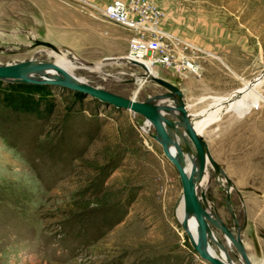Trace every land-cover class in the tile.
Returning <instances> with one entry per match:
<instances>
[{
    "label": "rangeland",
    "instance_id": "obj_1",
    "mask_svg": "<svg viewBox=\"0 0 264 264\" xmlns=\"http://www.w3.org/2000/svg\"><path fill=\"white\" fill-rule=\"evenodd\" d=\"M24 1L0 0V65L28 59L57 63L61 53L78 60L72 68L77 77L103 90L137 101L170 92L151 80L138 85L140 68L121 59L132 32L101 17L112 0L101 7L90 0L86 6L58 2L64 7L61 27L53 11L38 24L34 14L43 15ZM149 1L161 12L158 31L198 50V74L153 67L157 77L175 80L178 88L177 80L193 75L202 92L183 94L187 113L201 114L246 92L238 106L199 129L219 165L208 162L199 194L236 236V224L241 229L245 223L243 197L264 194V77L251 86L264 71V0ZM83 61L100 63V70ZM13 83L0 80V264H211L178 220L179 173L151 137L153 127L150 133L142 129L141 115L90 96L80 103L74 92L52 88L54 110L42 123L29 110L10 106L30 107L31 99L40 98L11 88ZM212 230L211 247L219 252L220 240L236 264H245L222 229L212 225Z\"/></svg>",
    "mask_w": 264,
    "mask_h": 264
},
{
    "label": "water",
    "instance_id": "obj_2",
    "mask_svg": "<svg viewBox=\"0 0 264 264\" xmlns=\"http://www.w3.org/2000/svg\"><path fill=\"white\" fill-rule=\"evenodd\" d=\"M36 43L55 50L54 46L49 42L37 40ZM131 64H135L142 68L144 73L141 75L147 74V68L142 63L132 61ZM48 71H54L56 74L53 76H44L43 78L35 76ZM0 80L14 83L44 84L67 92H77L81 94L82 97L90 96L99 104L105 106L111 105L117 109L128 110L148 120L154 129V133L151 134V137L161 146L163 154H165L167 159L175 166L179 173L183 186L185 210L187 213L192 212L197 219V239L195 240L190 236L196 252L211 264H236L229 255L227 261H225L210 250L209 246L214 238V234L212 233L213 225L222 229L227 236L229 247H231L232 244L236 247L245 264H254L247 254L241 239V229L238 224H236L237 233L235 236L233 231H231L217 215L209 211L204 193L201 192L199 194L198 183L204 176L208 162L218 169L219 167L210 154L208 144L199 132L189 123L187 109L182 102L183 92L176 85L165 79L152 76L150 78L151 81L169 89L170 92L153 96L160 99L159 104L152 102L150 100L151 97L143 101H137L95 87L88 84L86 81L79 80L55 62L35 59L0 65ZM176 96L180 101L179 104L175 103L176 105H173L168 103L170 99L175 101ZM169 114H173L176 120L170 119L167 116ZM180 128L184 129V132H181ZM187 137L190 138L196 148L197 161L191 156V147ZM189 165L190 170H188ZM226 179L230 182L227 176ZM229 194L230 193H228V196ZM232 214L236 217L233 211ZM218 243L221 248L227 251V248L220 240Z\"/></svg>",
    "mask_w": 264,
    "mask_h": 264
},
{
    "label": "built area",
    "instance_id": "obj_3",
    "mask_svg": "<svg viewBox=\"0 0 264 264\" xmlns=\"http://www.w3.org/2000/svg\"><path fill=\"white\" fill-rule=\"evenodd\" d=\"M74 1L81 6L88 4V0ZM100 13L103 19L132 32L128 50L121 57L125 64L137 66L131 64L136 61L142 63L147 71L149 65L171 68L180 73L190 71L198 74L201 66L194 58L198 57L197 48L158 31L157 22L161 12L154 3L149 0H112ZM140 70L143 74L142 68Z\"/></svg>",
    "mask_w": 264,
    "mask_h": 264
},
{
    "label": "crops",
    "instance_id": "obj_4",
    "mask_svg": "<svg viewBox=\"0 0 264 264\" xmlns=\"http://www.w3.org/2000/svg\"><path fill=\"white\" fill-rule=\"evenodd\" d=\"M47 1V4L46 2ZM64 0H54L55 3L53 6L50 4L51 0H40L38 3L36 0H26L24 1V4H28L29 10H32L30 5L34 7L33 10L39 12L43 15V17H37V15L34 14V16L37 18L38 24L41 23V21L44 19V15L48 11L55 12L56 18H58V22L55 23L57 26L61 27L63 26V4H60L58 2L63 3ZM92 7L97 6L101 7L103 4L109 2L110 0H90ZM60 5H58V4ZM50 4V5H49ZM66 4V3H65ZM99 4V5H98ZM79 11V10H78ZM45 21V20H44ZM183 82L181 83L180 80L178 81V84L180 85V89L183 94H197L202 92V88H199L198 86H194L193 83L197 82L195 81V78L191 74H186V78L182 79ZM169 82L176 84V81L173 79H169ZM230 85H228L227 89H229ZM223 93L227 92L226 87L222 89ZM230 91V90H229ZM242 211L244 213V225L241 228V239L243 241V244L245 246V249L247 251V254L249 255L250 259L253 258L257 260H262L264 264V194H256V195H247L243 197L242 200ZM250 241V242H249ZM251 250H254L256 252V256L254 257ZM253 262V261H252ZM254 263V262H253ZM256 264V263H254Z\"/></svg>",
    "mask_w": 264,
    "mask_h": 264
},
{
    "label": "bare ground",
    "instance_id": "obj_5",
    "mask_svg": "<svg viewBox=\"0 0 264 264\" xmlns=\"http://www.w3.org/2000/svg\"><path fill=\"white\" fill-rule=\"evenodd\" d=\"M54 51V50H53ZM57 57V63L58 65L62 66L64 69H66L70 74L74 75L77 79L79 80H83L79 77H77L73 72H72V68L77 67L76 62L78 61L77 59L75 60H69L67 59V57H65L64 54H56ZM82 65L86 68H90L92 70H96L99 71L100 70V63L97 64H88L86 62H82ZM155 73L156 76V71L154 70L153 67L148 65V73L146 75H143L141 77L136 78V82L138 83V85H141L143 82H145L146 80H150V78L152 76H154L153 74ZM56 72L54 71H48L46 73H42L38 75V78H43L44 76H53L55 75ZM141 74V73H140ZM185 75V74H184ZM33 76V75H31ZM139 76V75H137ZM157 77V76H156ZM264 77V71L261 75H259L258 77H256L252 83L251 86L255 87L257 86L261 80ZM85 81V80H83ZM246 94V92L244 91H238L236 93H233L228 99H226L222 105L218 106V107H214L211 109H208L207 111L201 113V114H192V113H188V121L189 123L195 128V130H197L199 132V134L201 135V131L199 129L204 128L206 125H208L210 122L218 119L221 114H223L225 111L230 110L236 106L239 105V103L241 102V100L243 99V96ZM152 102H154L155 104H159L160 103V99L159 98H151L150 99ZM176 104H179L180 101L176 96V100L174 101ZM174 103V105H176ZM150 122L148 120L145 121V125L143 126V130L146 133H150ZM191 156L194 158L195 161H197V156L193 155L191 153ZM190 164V163H189ZM219 167V165H217ZM188 170H190V165L188 166ZM207 179V176L205 177ZM227 180V179H226ZM230 181V180H229ZM228 182V180H227ZM205 184V183H204ZM229 185H231L230 182H228ZM230 186H228V191L227 193H231V188H229ZM177 217L178 220L180 221V223L182 224L183 229L187 232V234L191 237H193L195 240L197 239V235H198V224H197V219L195 217V215L191 212V213H187L185 210V205H184V200L182 199L178 210H177ZM214 234V231L212 232ZM214 239H212L213 241ZM219 240H217V244L219 247H221L218 243ZM215 243V242H214ZM210 250L219 258L227 261L228 258V253L225 249H221L219 252H217L216 250H214L213 247H211V243H210ZM243 259V258H242Z\"/></svg>",
    "mask_w": 264,
    "mask_h": 264
},
{
    "label": "trees",
    "instance_id": "obj_6",
    "mask_svg": "<svg viewBox=\"0 0 264 264\" xmlns=\"http://www.w3.org/2000/svg\"><path fill=\"white\" fill-rule=\"evenodd\" d=\"M11 88H19V90L25 91V93L29 94H35L39 95L40 98L37 99H31L30 100V107H28L23 102L21 103H14L10 105L11 107L18 108L19 111H23L26 113L27 110H29L30 114L32 116H37L41 120L42 123H45L51 116L53 110H54V99L51 94H49V91L53 88L49 85H33V84H26V83H13L9 85ZM21 88V89H20ZM76 97H78V101L82 103V96H80L79 93L74 92L73 93ZM28 104V103H27Z\"/></svg>",
    "mask_w": 264,
    "mask_h": 264
}]
</instances>
